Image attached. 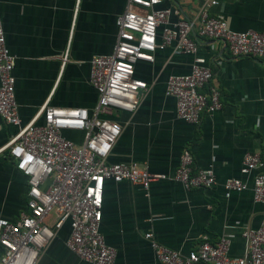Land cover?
Wrapping results in <instances>:
<instances>
[{
  "label": "crops",
  "instance_id": "obj_1",
  "mask_svg": "<svg viewBox=\"0 0 264 264\" xmlns=\"http://www.w3.org/2000/svg\"><path fill=\"white\" fill-rule=\"evenodd\" d=\"M206 0H160L155 9L179 7L191 18ZM209 14L220 15L229 30L264 33V0H216ZM127 0H0V26L5 46L14 56L13 94L20 125H42L38 108H81L90 111L96 93L88 83V61L111 53L115 17ZM175 17L169 16L174 22ZM194 55L156 49L151 63L137 61L133 77L146 91L132 113L111 109L102 117L115 121L120 133L106 157L108 164H135L168 178L146 190L126 181L105 180L102 185L99 232L114 251V264H159L145 233L158 244L185 256L205 237L228 240L227 255L240 258L245 243L243 228L255 229L264 217V205L251 197L253 173H239L245 153H258L264 171V59L231 58L219 41L196 39ZM193 58L212 71L220 109L201 117L198 125L177 119L174 100L164 95L168 76L187 74ZM16 129L0 119V149ZM61 135L80 144L83 133L62 130ZM183 148L193 167H210L215 184L206 190H184L172 176ZM238 179L247 188L224 197L222 183ZM25 178L0 150V219L15 220L25 211ZM53 214L44 219L52 227ZM69 233L63 222L34 264H90L64 245ZM205 264V263H200Z\"/></svg>",
  "mask_w": 264,
  "mask_h": 264
},
{
  "label": "built area",
  "instance_id": "obj_2",
  "mask_svg": "<svg viewBox=\"0 0 264 264\" xmlns=\"http://www.w3.org/2000/svg\"><path fill=\"white\" fill-rule=\"evenodd\" d=\"M159 2L127 0L125 10L115 17L116 39L111 53L92 56L88 61V83L96 93L94 107L87 111L44 103L34 117L41 116L42 125H35L33 119L20 125L11 74L14 56L5 46L0 26V119L16 129L0 150L6 152L26 184L25 211L13 221L0 219V264H34L63 222L69 227L64 245L77 258L90 264H114V251L99 232L103 182L126 181L146 190L150 183L168 178L135 164L106 162L120 126L102 115L111 109L132 113L146 91V84L133 77L135 62L151 63L156 49L194 55L196 39L219 41L231 58L264 59V33L229 30L220 15L209 14L216 0H206L191 18H185L179 7L155 9ZM170 15L174 22L169 21ZM211 80V69L199 58H193L187 74L167 77L164 95L173 98L177 119L198 125L202 116L220 109L218 91ZM62 130L81 131L82 142L66 140ZM262 167L258 153H245L239 173H253L252 201L264 205ZM169 179L186 191L206 190L215 184L210 167H193L187 148L180 151ZM221 187L224 197L247 188L234 178L226 179ZM50 214L56 217L51 228L44 223ZM240 236L245 243V254L240 258L227 255L226 238L210 242L201 237L183 257L152 240L150 233L143 238L159 264H264V217L257 228H243Z\"/></svg>",
  "mask_w": 264,
  "mask_h": 264
}]
</instances>
